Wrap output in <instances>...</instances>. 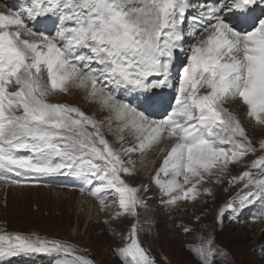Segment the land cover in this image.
I'll use <instances>...</instances> for the list:
<instances>
[{
  "label": "snow or ice",
  "instance_id": "snow-or-ice-1",
  "mask_svg": "<svg viewBox=\"0 0 264 264\" xmlns=\"http://www.w3.org/2000/svg\"><path fill=\"white\" fill-rule=\"evenodd\" d=\"M258 4L264 0H212L189 16L190 0H21L17 9L0 12V181L78 177L81 191L87 188L102 209L112 196L114 217H138L146 200L124 178L136 172L133 155L143 158L170 140L160 148L165 155L151 178L161 203L212 195L204 186L209 178L220 183L229 164L257 152L239 115L225 105L239 101L245 116L264 127V15L255 14ZM38 22L40 31L33 27ZM187 37L196 42L176 83V53L185 51ZM166 87L175 88V102L154 119L164 103L156 90ZM70 88L82 90L107 115L98 120L74 105L50 102ZM105 127L119 149L105 137ZM126 138L133 143L126 146ZM257 144L261 154L228 178L242 187L221 206L218 219L236 211L237 202L245 209L264 200V137ZM138 224L115 251L123 264H155L141 246ZM198 239L187 247L200 264H213L220 251L213 238ZM37 254L55 257L56 264H94L66 241L0 231V260Z\"/></svg>",
  "mask_w": 264,
  "mask_h": 264
},
{
  "label": "rangeland",
  "instance_id": "rangeland-1",
  "mask_svg": "<svg viewBox=\"0 0 264 264\" xmlns=\"http://www.w3.org/2000/svg\"><path fill=\"white\" fill-rule=\"evenodd\" d=\"M197 1L200 0H192L190 3L193 6ZM19 6L21 0H0L2 10L0 12L6 13L9 7L15 10ZM197 12L198 8L194 7L188 15H195ZM260 15H264V12ZM33 27L34 30L40 31L38 24ZM199 35L198 32L197 36ZM195 42V38L187 37L184 41L185 51L176 53L172 70V77L176 83L179 80V70L186 63V51ZM74 89L70 88L67 93H56L50 96L49 100L74 105L98 120L107 115V112L99 110L96 103L86 99L84 93L81 94L78 89L77 92L71 91ZM9 91H15V86L10 85ZM156 91L162 96L164 103L163 107L152 114V118L161 119L175 102V88L166 87ZM203 91L205 89H201V92ZM118 98L124 97L120 95ZM129 99L132 100L130 97ZM237 105L239 101H233L225 107L239 115L257 152L255 155L249 154L239 163L229 164L228 172L220 183L214 182V178H209L204 186L212 188V195L202 194L195 200H180L173 205L161 203L160 191L151 179L165 155L163 153L155 156L160 149V143L143 158L139 154H134L136 172L134 175L124 177L132 186L140 187L139 195L146 200L147 208H138V217L127 214L114 217L117 205L114 203L115 197L112 196L106 198L110 201L106 202L108 206L103 209L100 203L96 209L93 207V210H89L86 204L84 208L77 209V199L81 196L86 197L84 203H87L90 197L95 199V202L98 201L87 188L81 191V187L84 186L81 178L69 175L29 176L25 183H7L4 189H0V231L36 233L49 239L66 241L75 245L79 254L91 259L94 264H123L115 249L123 245L124 237L138 219L139 241L149 256L155 260V264H200L196 255L187 247L201 243L198 236L205 239L212 237L214 246L220 250L213 264H264V200L257 201L245 209H239L237 202L236 211L226 210L218 219L221 206L226 204L229 198L236 196L238 189L242 187L239 183L229 185L228 178L246 170L250 161L261 154L257 141L264 137V127L256 125L245 116L247 111L245 106ZM103 132L112 146L119 149L121 145L115 142L114 133L109 132L106 127ZM131 143H133L131 138L125 141L126 146ZM98 183L95 182L93 186ZM144 185H147V191H144L142 187ZM250 190L251 188H247L244 192ZM72 191L77 193L76 196L71 193ZM233 216L235 219L231 218ZM184 227L190 231L185 232ZM0 264H56V258L43 254L18 256L0 260Z\"/></svg>",
  "mask_w": 264,
  "mask_h": 264
},
{
  "label": "bare ground",
  "instance_id": "bare-ground-1",
  "mask_svg": "<svg viewBox=\"0 0 264 264\" xmlns=\"http://www.w3.org/2000/svg\"><path fill=\"white\" fill-rule=\"evenodd\" d=\"M191 2H192V0H190ZM205 2H212V0H200V1H197L196 3H194V5L192 6V10H193V8L195 7V8H198V11H199V6L202 4V3H205ZM0 11H2V10H0ZM191 11V10H190ZM261 12H264V4H258L257 5V7H256V11H255V14L256 15H260V13ZM229 19L230 18H232L230 15H229V17H228ZM40 27H39V29L40 30H42V28H41V25H40V23L38 22L37 23ZM72 89H74V88H72ZM74 90H76V89H74ZM74 90H71L72 92H77V90L76 91H74ZM70 91V90H69ZM79 92L81 93V94H83L84 92L82 91V90H79ZM77 94V93H76ZM84 95H85V93H84ZM121 96H123L124 97V94L123 93H121L120 94ZM76 96V95H75ZM131 98V97H130ZM132 99V98H131ZM93 103V102H92ZM96 106H98L99 107V105L98 104H96ZM129 140V138H126V140L125 141H128ZM172 141H170V140H164V141H162L161 142V146H160V148H162V147H165L166 145H170V143H171ZM149 152V151H148ZM161 154H163L162 152H160V149L158 150V152L155 154V156H159V155H161ZM8 184L7 183H5L4 181H0V189H4L6 186H7ZM71 193H73L75 196H76V194L77 193H75V192H71ZM73 195V196H74ZM108 200L109 199H106V202H108ZM86 201V197H83V196H81V197H79L78 199H77V209H81L82 207L84 208V206H85V204L86 205H88V209L90 210V209H96L97 208V205L99 204V201H97V202H95V199H92L91 197L89 198V200H87V203H84ZM110 201V200H109ZM91 207V208H90ZM94 207V208H93ZM99 208H101V207H98V209ZM97 209V210H98ZM114 211H116V210H114ZM80 213V212H79ZM88 220H90V219H87V221ZM77 225V224H76ZM73 231H75V227H74V229H73Z\"/></svg>",
  "mask_w": 264,
  "mask_h": 264
}]
</instances>
